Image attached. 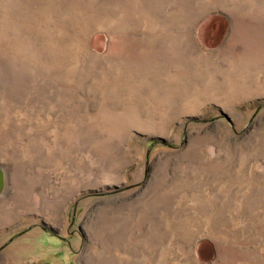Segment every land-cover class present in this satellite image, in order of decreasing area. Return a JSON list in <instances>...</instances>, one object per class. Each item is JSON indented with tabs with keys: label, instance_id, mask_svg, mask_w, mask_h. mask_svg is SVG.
Here are the masks:
<instances>
[{
	"label": "rangeland",
	"instance_id": "374dc122",
	"mask_svg": "<svg viewBox=\"0 0 264 264\" xmlns=\"http://www.w3.org/2000/svg\"><path fill=\"white\" fill-rule=\"evenodd\" d=\"M0 169V264H264V0H0Z\"/></svg>",
	"mask_w": 264,
	"mask_h": 264
},
{
	"label": "bare ground",
	"instance_id": "6f19581e",
	"mask_svg": "<svg viewBox=\"0 0 264 264\" xmlns=\"http://www.w3.org/2000/svg\"><path fill=\"white\" fill-rule=\"evenodd\" d=\"M166 38H168L171 41V44L168 45V47L171 50V51H169L170 56H173L177 60L182 61L185 64V69L180 71V72L175 71V74L166 80V82L169 86L167 88V90H162L160 88L159 82L156 78V75L158 72H160V70L159 71L154 70L155 65L159 66L160 63L153 61V62L149 63L151 65V68H148V70H147L149 73V76L147 78H145L143 72H140V73H142L141 80L147 79V80L140 82V88L142 87L143 89H147L148 86H145L146 82L148 83V85L150 87L158 88L159 91L156 90V96L152 97V99L155 101V103L158 101V99L161 102V101H164L165 99H168V97H174L175 98V95H178L180 97L184 96L183 99H186V97H188V94L193 93V92L196 93L198 89H199V91H201V90H207V89L214 88V86L216 85V82H218V81L212 72L205 70V69H202L198 65H195L196 69L192 73V76H191L192 64L189 62V60H187V56H188V54H191L192 52H191L190 42L187 38H185V35L182 34L180 37H177L176 35L169 34V35H166L163 38V40ZM157 39H159L158 36L154 35L152 37V35H151V36H148L145 40H146V43H148V45L150 44V46H152L151 47V49H152V48H154L153 47L154 45H152V42H155V40H157ZM149 49H150V47H149ZM140 70H141V67H140ZM251 76L252 75L250 74V72H247V71L235 72V71L229 70V71L224 73L223 79H222V81H220V83L223 87L227 88V90H229V88L230 89L233 88V89H231L232 90L231 97H232L234 95L236 96V94L238 93L237 92L238 90L241 91L245 88V86H243V84L247 83L249 81V77H251ZM126 80L124 81L125 86L129 90H133V88L135 87V86L133 87V85H135V83H133L132 81H130L129 83H126ZM195 81H200V88H192L190 86V84L192 82H195ZM220 83H218V85ZM220 92L221 91H219V93ZM226 95L227 96H225V98H228V99L231 98L229 96L230 92H227ZM132 102L134 103V105H136L135 101H132ZM163 103H165V101ZM216 167L218 168V170L221 169L220 165H216ZM108 222H111V220H108ZM114 222H117V221L114 220ZM120 224H119V226H117L119 229L115 230L114 233L112 234V237H111V239L115 243H122L123 240L127 239L128 232H125L124 231L125 227L122 224L121 225ZM103 231H104L103 229L100 231V235H102ZM106 237L109 238L108 235ZM113 249H114V247H113ZM95 264H119V263L113 261L112 258L109 257L106 259L105 258L99 259L98 261L95 262Z\"/></svg>",
	"mask_w": 264,
	"mask_h": 264
},
{
	"label": "water",
	"instance_id": "95a60500",
	"mask_svg": "<svg viewBox=\"0 0 264 264\" xmlns=\"http://www.w3.org/2000/svg\"><path fill=\"white\" fill-rule=\"evenodd\" d=\"M228 120H230V119L228 118ZM230 122H231V121H230ZM4 183H5L4 173H3V171L0 169V190L3 188Z\"/></svg>",
	"mask_w": 264,
	"mask_h": 264
}]
</instances>
